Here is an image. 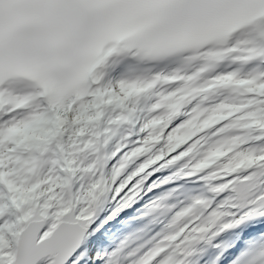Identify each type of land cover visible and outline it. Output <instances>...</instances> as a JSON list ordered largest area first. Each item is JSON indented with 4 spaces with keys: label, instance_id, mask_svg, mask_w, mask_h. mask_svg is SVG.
<instances>
[{
    "label": "snow or ice",
    "instance_id": "1",
    "mask_svg": "<svg viewBox=\"0 0 264 264\" xmlns=\"http://www.w3.org/2000/svg\"><path fill=\"white\" fill-rule=\"evenodd\" d=\"M0 264H264V0H0Z\"/></svg>",
    "mask_w": 264,
    "mask_h": 264
}]
</instances>
